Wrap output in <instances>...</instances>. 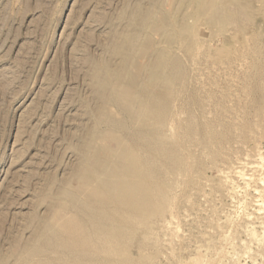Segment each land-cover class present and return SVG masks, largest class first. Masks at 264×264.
I'll use <instances>...</instances> for the list:
<instances>
[{
	"label": "rangeland",
	"instance_id": "rangeland-1",
	"mask_svg": "<svg viewBox=\"0 0 264 264\" xmlns=\"http://www.w3.org/2000/svg\"><path fill=\"white\" fill-rule=\"evenodd\" d=\"M223 1L217 0L221 9L215 16L204 14L197 20L190 17L189 21L197 26L195 41L199 40L195 61L183 47L173 45L174 51L184 58V69L175 79L177 91L172 99L182 106L170 102V109L176 111L169 110L167 117L171 121L167 120L169 124L164 128L172 154L164 171L168 203L160 204V211L154 213L147 226L137 222L133 242L125 243L128 248L125 246V254L131 256L121 257L117 262L106 250L101 255L105 264H126L124 260L127 264H264V7H261L264 0H238L240 4ZM141 3L151 4L153 10L157 7L164 12L173 10L175 14L178 9L176 16L193 10L190 4L186 7L180 4L181 0H0L1 264H21L14 250L32 239L37 220L49 213L50 196L71 178L79 160L76 146L93 125L89 112V106L96 103L90 79L92 65L110 57V46L131 21L130 9ZM151 30H146L145 36L150 34L159 43L161 32ZM257 51H261V56ZM253 74L255 78L261 75L252 79ZM225 93L232 97L229 95L227 99ZM225 104L231 105L229 111H225ZM195 106L202 108L199 109L202 115ZM215 109L221 117L215 115ZM174 115L179 117L177 121ZM199 121L206 123L207 132ZM207 124L213 127L209 125L208 129ZM178 126L185 129L181 128V132ZM169 137L170 141L173 137L175 146ZM106 143L115 144L110 139ZM178 160H183L186 167L189 163L185 172L178 166ZM170 179L173 180L169 183ZM54 251L49 250L44 260L32 258V263H54L59 257V251Z\"/></svg>",
	"mask_w": 264,
	"mask_h": 264
},
{
	"label": "bare ground",
	"instance_id": "bare-ground-1",
	"mask_svg": "<svg viewBox=\"0 0 264 264\" xmlns=\"http://www.w3.org/2000/svg\"><path fill=\"white\" fill-rule=\"evenodd\" d=\"M233 1H236L237 3H239L238 0H233ZM180 4L185 5V7H186V4L192 5V8H193L192 12L185 13L182 10L185 14L180 13L181 16L179 15L180 16L179 17L177 15L178 16L177 17L176 14H177L178 9L175 14L173 10H171L172 12H169V11L164 12L163 9H159L158 7H157V10H153V8L151 7V4L144 5L142 3L135 6V8L130 9L131 21L127 19L129 21L127 24L128 25L127 28L121 29L122 31L118 34L119 36L117 35L118 38L116 39V41L113 44L111 43L112 45L110 46L109 51L107 50L108 54L110 53L109 54L110 57L109 58L103 57V59L101 58L93 63L92 65L93 67L90 72V79H91L92 92H93V95L95 96L96 103L94 106L92 105L91 108L89 106V112L93 119L92 120L93 125L83 134L82 139L76 146V150L78 151L79 160H78L77 165L75 166V168L73 169L71 173V178L68 177V179L64 181L61 184V186L58 188L57 192H55L54 194L50 196L49 213L46 214L45 216L40 217L37 220V225L35 227V232L33 234L32 239L29 242H27L23 247L14 250L15 254L19 257L21 264H31L33 262L32 258H38L40 260H44L47 257V252L49 250H55L56 252L59 251L58 260H55L54 263L51 261L53 264H57L58 262L62 264H105L103 263V259L101 258V255L103 252H106V250H108L109 253H111L114 256V258L117 260V262H119L121 260V257L125 258L126 256L130 255V254L128 255L125 254V250L128 249L127 248L128 244L126 241L130 240L129 241L130 243L133 242L132 236L134 234V227L135 225H137V222L139 221V223H141L142 226L143 224L146 225L149 222V220L152 218V216H154V213L160 211L158 210L160 209L159 208L160 204L166 205L168 203L169 189L167 187L166 189H164L165 181H167L165 172H164L166 169L165 163L167 162L169 156L172 155L170 154L171 147L169 148L170 146L169 144L174 141V140L172 141V138L175 137L178 133L173 134L175 136L171 138V141H170V137L172 135L169 137L170 143L167 140L169 143L168 144L169 146H167V142L165 141V138L167 135L164 132V128L166 127V125L168 126L169 124V123L167 124V120L171 121V119H168L169 117L168 115H169V110L172 109V108L170 109V105H171L170 102L172 101V99L176 97L174 95L175 91H177V89H174L175 79H177V76L181 74L180 73L181 71L183 73L182 68L184 67L183 66L184 58L180 55V53L175 52L176 49L174 51L173 45L177 43V45H180L181 48L183 47V49L187 52V53L185 52L187 56L189 55L195 61L194 52L198 50L199 48V43H197L199 40L195 41L197 37L196 36L197 26H196V23H191L189 21L190 17L191 19L195 18L197 20L200 17L203 18L202 16L204 14H211L212 16L213 15L215 16L219 14L218 13L219 9H221L220 6L218 5L217 0H181ZM243 4L245 6V3ZM261 7H264V6H261ZM130 11H128V13ZM161 11H163V13H160ZM260 11L261 10H259V12ZM158 12L162 16L158 17V15H160V14L157 15ZM223 13L221 12L220 14L224 15ZM242 13L244 14V11ZM226 17H228V15ZM226 19H229V17ZM217 21L215 20V22ZM245 28L247 27H244V29ZM149 29H152L151 31L154 30V32L156 30L161 32V36H160L161 40L159 39L160 41L159 43L158 42L155 43L152 40L153 38L151 39V37L149 36L150 34L145 36V33H147L146 30L148 31ZM220 48L222 49V47ZM217 52L220 53V51H217ZM260 52L258 54H260ZM112 57H116L118 60L114 62L113 60H111ZM216 57L219 58V56L217 55ZM259 60L261 61V59ZM216 61H217V58H216ZM220 61H223V59ZM261 74H259V76ZM255 75H258V74H255ZM183 78H184V75H183ZM257 78H255L254 76V78L252 79H257ZM181 85L183 86L184 84L182 83ZM189 85L190 84H188V86ZM191 87L190 89H192ZM182 88H185V87H182ZM197 91L198 90H196V92ZM228 92L230 93V91ZM262 94L264 95V92ZM223 95L224 94H222V96ZM229 95L230 94L227 95V99H229L228 98ZM198 97L195 96V99H199ZM250 97L252 100V96ZM202 98L204 97L202 96ZM212 99L214 100V98ZM216 99L214 101H216ZM223 99L224 98H222V100ZM222 100H219V101H222ZM216 102L218 104V101ZM172 103H174V101H172ZM224 103H226V101H224ZM178 104L180 105L181 103H178ZM255 105L256 104H254V107ZM181 106H178V107H181ZM187 106L188 105H186V107ZM196 106H195V109H197ZM198 106L202 107L200 104ZM228 106L225 111H229L231 109L230 107L231 105L229 106L230 108ZM200 107L198 108L202 109ZM112 108L113 109L115 108L116 112H114ZM217 108L219 110L221 107H217ZM222 108H224V105L222 106ZM222 108L221 110H223ZM181 109H183V107ZM199 109H197L198 110L197 112L200 115L201 113H199V111L201 110ZM172 110H175V109H172ZM187 111L189 113L191 112L189 110ZM218 112L215 115H219ZM171 113L173 114L174 112L172 111ZM192 113L190 115H192ZM175 116L176 115H174V117ZM219 116L221 117V115ZM196 117L198 118V115ZM177 118L175 117L173 119L176 120ZM180 119H179V122H183L182 120L180 121ZM192 119L193 118H191V120ZM200 120H202V118ZM209 121L207 123H210ZM203 122H200V123H203ZM234 123L237 124L236 122ZM103 124L105 125V129L101 130V126L103 127ZM181 125L183 124L181 123ZM195 125H196V121L194 122V126ZM205 125L206 123L204 124V126ZM207 125L209 129V125L211 124H207ZM175 127L176 129H174V131L177 130L176 125ZM183 127L181 126L179 130ZM185 127H188V126H186L185 124ZM190 127L192 128L193 126H190ZM203 129H206V132H207L206 126ZM182 130L183 129H181V132ZM166 131H167V128H166ZM191 131H194V130L191 129ZM190 132H189V135L191 134ZM201 132L198 135H201ZM186 133L188 132L186 131ZM209 133H211V131ZM211 134H213V132ZM220 135H224V134H220ZM178 136L180 135L178 134ZM202 136L204 135L202 134ZM209 136H212V135H209ZM217 136L215 137L217 138ZM183 138L186 139V136ZM109 139L112 140L115 144L114 145L107 144L106 142ZM195 139L197 138L195 137ZM174 142L171 145H173ZM187 142H189V140ZM193 143L191 142V144ZM219 143L221 144L222 141H220ZM216 145L218 146V144ZM189 147L190 146H188V148ZM179 148H182V147L180 146ZM172 149H174V147H172ZM184 149H182V151ZM213 151L215 150H212V152ZM177 152L178 151H176L175 155L177 154ZM214 155H215V152H214ZM193 157L194 156H192V158ZM176 159L177 158H175V160ZM183 160L182 161L178 160L177 163H178V166H180V169L184 170L183 172H185L186 168L189 166V163H188V166L186 167V164L184 162L185 160L184 161ZM197 162L198 160L196 161V163ZM199 162L197 164H200ZM190 169H188V173ZM252 169H255V168H252ZM167 170H169V168ZM167 173L169 175L168 171ZM172 180L170 179L169 183ZM194 181L196 182L195 179ZM38 242H40V245H38ZM125 246L127 249H125ZM56 261L58 262L56 263ZM37 262H34V263L37 264ZM123 262H126L127 264L126 260H124ZM39 264H41L40 261H39Z\"/></svg>",
	"mask_w": 264,
	"mask_h": 264
}]
</instances>
